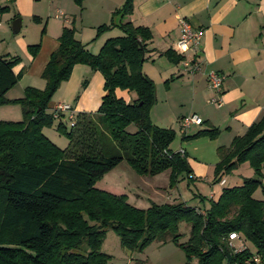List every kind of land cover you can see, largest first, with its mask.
Listing matches in <instances>:
<instances>
[{"label":"trees","instance_id":"1","mask_svg":"<svg viewBox=\"0 0 264 264\" xmlns=\"http://www.w3.org/2000/svg\"><path fill=\"white\" fill-rule=\"evenodd\" d=\"M132 12L133 0H124L109 23L95 28L92 40L113 27L121 32L108 37L96 53L76 38L74 26H64L41 72L45 88L26 86L17 98L9 99L6 93L24 68L15 72L19 58L0 54V105L17 103L22 110L21 120H0V264H105L110 255L100 248L109 228L117 233L122 248L143 252L153 242H172L188 259L196 257L198 264L241 262L252 252L247 247L235 251L229 234L237 233L252 242L255 254L264 261V200L253 197L264 175V114L228 146L217 148L213 183H221L223 176L245 161L254 176L223 187L216 198L194 194L200 206L186 201L152 202L143 209L130 204L123 193L96 187L122 161L139 175L168 170L170 186L194 180L184 152L170 148L174 130L150 118L155 84L143 73L142 63L152 34L147 27L124 20ZM39 47L32 44L28 50L35 56ZM164 54L171 61L184 58L171 50ZM78 63L102 74L104 94L93 114H76L67 128L64 114L54 116L46 108ZM117 88L133 93V98L126 101L117 96ZM54 119L56 129L68 140L64 148L42 132ZM219 132L206 123L184 138H213ZM180 222L189 226L185 240H181Z\"/></svg>","mask_w":264,"mask_h":264},{"label":"crops","instance_id":"2","mask_svg":"<svg viewBox=\"0 0 264 264\" xmlns=\"http://www.w3.org/2000/svg\"><path fill=\"white\" fill-rule=\"evenodd\" d=\"M123 2L124 0H83L81 5H77L73 0H48L47 3L43 1L41 3V0H0V9L4 8L0 10V54L16 57V54L20 53L29 60V65H21L20 70L23 67L27 71L31 70L32 63L36 61V70L40 69L41 72L50 53L58 45L57 38L60 31L64 26H71L68 23L75 19L77 13L81 15L87 9L90 13L95 12L93 20L95 24L88 25L98 26L109 23L112 12ZM56 3L60 6V10H55L54 17L62 20L60 30L55 28L50 32L47 31L49 37L42 38L41 42L28 33L20 35L24 19L37 17L41 22ZM16 18L20 19V26L17 32H13L11 24ZM179 18L187 19L194 29L202 31L196 55H192L190 51L184 54L186 60L192 62L194 59L199 62L200 69L195 72H190L181 61L169 60L164 54L167 50L176 52V41L180 33ZM263 19L264 0H133V12L124 20L134 25L145 26L151 31L152 37L147 44L142 71L155 84L156 102L178 108L179 124L182 116L186 114L200 115L203 122L220 129L219 138L223 136L219 140L220 146H228L233 137L243 134L249 125L264 114ZM117 20L118 17L114 21ZM85 23L87 22L83 19L80 20L79 36H75L85 43L92 53L98 52L108 37L121 34L117 27H113L92 40L93 32L85 33ZM36 43H41L40 51L37 56H32L28 46ZM19 65L14 66L15 72H18L16 67ZM76 66L78 65L74 67ZM82 68L86 73V83L81 93L83 97L81 98L80 95L73 106L77 112L86 110L83 99L88 92L92 93L96 90L100 100L104 94L102 74L89 67ZM208 70L217 71L224 76L220 105L210 101L215 93L207 87ZM167 80L169 81L166 82ZM115 93L126 101L134 96L133 93L119 88ZM62 99V101L68 100L66 96ZM99 104L98 100V106ZM154 110L152 109L150 118L154 124H157L159 120ZM185 136H188L187 132L181 137ZM179 147L184 153L187 152L182 145ZM188 163L192 173L198 177L200 172L194 173L192 164L189 161ZM225 182L223 179L221 184ZM164 246L167 247L166 250H163ZM171 246L178 248L172 242L162 244L156 242L146 249L145 261L153 263L158 261L161 256L175 250Z\"/></svg>","mask_w":264,"mask_h":264},{"label":"rangeland","instance_id":"3","mask_svg":"<svg viewBox=\"0 0 264 264\" xmlns=\"http://www.w3.org/2000/svg\"><path fill=\"white\" fill-rule=\"evenodd\" d=\"M42 1L44 3L48 2V0H41V3ZM55 10H60V6L57 3L55 7H53L48 13L47 17L44 16L42 18L41 22L39 20H34L33 18L24 19L20 35L22 33H28V35H33L35 40L37 38L39 42H41L40 40L42 38L44 39L47 36L49 37L48 32H50V30H53L55 28V30H60L62 20L56 19L54 17V12H56ZM66 15L68 14L66 13ZM94 16L95 12L90 13L87 9L86 12L81 15L77 13L74 17L75 19L73 20L69 15L72 21L68 24L74 26L75 35L78 37L80 30V20L83 19L84 22H87L85 23L86 27H84L86 29L85 33L92 34L93 32V35H95L94 32L97 25H94L93 27L92 25H88L94 23ZM113 20H116V16L113 17ZM43 27L44 31L42 32ZM40 47L38 49V52L36 53V56L39 54ZM16 57L19 58L17 64L20 65L19 67H16L19 72V68L21 67V65H29V60L24 58V56L20 53H17ZM36 65L37 62H33L31 65V70L28 69V71L23 67L24 70L20 75L17 83L6 93L7 98L13 99L22 96L23 90L26 86H32L38 89L45 88L46 81L41 76L42 71L40 72V69L36 70ZM75 65L78 66L74 67ZM75 65L73 66L74 68H72L69 77L65 80H62L59 86L52 94L48 102L46 112L51 113L53 111L54 106L59 102L67 103L73 107L75 101L80 97L82 91L85 88L83 82L85 80L86 74L83 71L82 67L85 66L88 68L89 66L84 63H78ZM65 96L66 98H68L69 101H62V98H64ZM98 96L99 93L96 90L95 92L92 91V93L88 92L85 98L83 99L85 102L86 110L78 111L77 114H93L97 110L98 100L100 101V98H98ZM82 97L83 94L81 95V98ZM153 106H156V108H154ZM153 106V108L151 107L150 113L152 109H155L154 114L155 116H158L157 118L159 120L156 125L163 128H171L175 132V136L170 143V148L172 150H179V146L182 145V147L187 150V152L184 154L186 155L187 161L192 164L194 173L198 171L200 172L197 175L198 177H195V175L193 174V183H190L189 185H187L186 180H182L180 182H177L175 185L170 186L168 170L163 171L162 173H159L155 176L139 175L136 174L125 161H122L112 171L108 172L101 179H99L95 184L96 187L105 188L109 192L115 194L123 193L126 195V200L130 204L143 209L147 208L152 202L160 204L186 201L189 204H197L200 206L201 203L199 202V198H195L194 194L199 193L205 197H210V195L212 194L213 198H216L223 187H231L240 184L244 178L254 176L253 169L249 165L248 161H245L240 163L237 168L231 170L230 173L223 176V179L226 181L224 184L213 183L215 166L219 161L217 148L221 144L219 140L223 138V136H220L219 138L220 132L213 138L209 137L208 135H201L194 138H182V134H185L187 132L188 136H190L197 130H199V128L204 127L206 123H202L200 125H191L187 130H183L181 129L180 124L177 120V116H179L180 114L178 108H171L170 106L162 102H155ZM159 108H161V110ZM91 111H93V113ZM198 116L201 117L200 115ZM21 118L22 110L19 104L11 103L0 105L1 120L17 121L21 120ZM62 121L65 126L69 128V120L66 118V115L62 118ZM57 123L58 120L54 119L50 125H44L42 127V132L55 145L60 148H64L68 144V140L65 135L61 134L56 129ZM262 172L264 173V165L262 168ZM106 183L109 185H105ZM263 188L264 175L262 176V185L261 187L259 186L257 189H255L253 197L256 199L264 200V193L262 191ZM207 204L208 201L206 200L205 206ZM179 232L182 234L181 240H185L189 233V226L186 222L179 223ZM155 243L156 242L150 244L147 248H145L143 252L130 251L120 246L119 237L117 233L109 228L105 232L100 250L110 255L109 260L105 264H140V260H143L141 264H198V260L196 257H191L188 259L184 251L180 248H176L175 246H171V248L175 250L167 253L164 256H161L158 261H155L154 263L150 261L146 262L145 259L147 252L145 254V251H147L146 249H149L150 247L155 245ZM232 243L236 250L243 247H247L252 253H255V247L252 242H250L241 234H239V238H237L236 240H232ZM164 247L165 248H163V250H166L167 247Z\"/></svg>","mask_w":264,"mask_h":264},{"label":"built area","instance_id":"4","mask_svg":"<svg viewBox=\"0 0 264 264\" xmlns=\"http://www.w3.org/2000/svg\"><path fill=\"white\" fill-rule=\"evenodd\" d=\"M180 33L179 37L176 41V52L182 55L184 58L181 60L182 64L185 68H187L190 72H195L200 69V64L196 60L193 59L192 62L185 59V53L190 51L192 55H196L199 50L202 31L196 30L192 27L190 22L185 18H179L178 20ZM224 81V76L221 73H218L214 70H208L206 72V82L207 87L215 93L210 101L212 103H216L218 105L221 104V92L222 85ZM54 116L64 114L66 118L69 120V125H73V120L76 117L77 111L69 104L59 102L54 108ZM202 123L201 117L196 115L195 113L183 116L180 120V127L183 130H187L191 125H200ZM181 153L184 151L179 149ZM239 235L237 233H230L229 239H237ZM232 246H234L231 243ZM244 248V247H243ZM243 248H240L235 251H239ZM235 264H264V261L255 253L249 254L246 258H244L241 262Z\"/></svg>","mask_w":264,"mask_h":264},{"label":"water","instance_id":"5","mask_svg":"<svg viewBox=\"0 0 264 264\" xmlns=\"http://www.w3.org/2000/svg\"><path fill=\"white\" fill-rule=\"evenodd\" d=\"M20 26V19L16 18L12 21L11 27L13 32H17Z\"/></svg>","mask_w":264,"mask_h":264}]
</instances>
